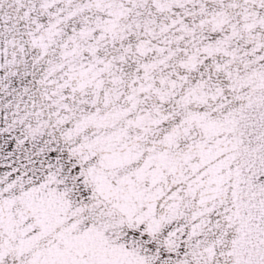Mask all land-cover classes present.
I'll return each mask as SVG.
<instances>
[{
  "label": "snow or ice",
  "instance_id": "1",
  "mask_svg": "<svg viewBox=\"0 0 264 264\" xmlns=\"http://www.w3.org/2000/svg\"><path fill=\"white\" fill-rule=\"evenodd\" d=\"M0 264H264V0H0Z\"/></svg>",
  "mask_w": 264,
  "mask_h": 264
}]
</instances>
